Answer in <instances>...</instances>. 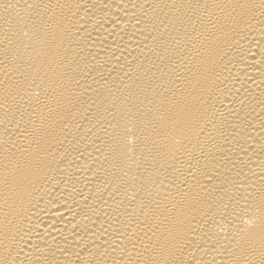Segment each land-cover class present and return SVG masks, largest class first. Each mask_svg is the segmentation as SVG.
Masks as SVG:
<instances>
[{"label": "bare ground", "instance_id": "bare-ground-1", "mask_svg": "<svg viewBox=\"0 0 264 264\" xmlns=\"http://www.w3.org/2000/svg\"><path fill=\"white\" fill-rule=\"evenodd\" d=\"M0 264H264V0H0Z\"/></svg>", "mask_w": 264, "mask_h": 264}]
</instances>
